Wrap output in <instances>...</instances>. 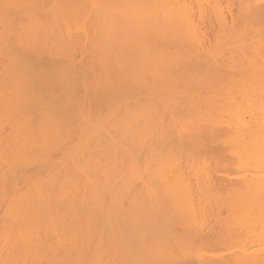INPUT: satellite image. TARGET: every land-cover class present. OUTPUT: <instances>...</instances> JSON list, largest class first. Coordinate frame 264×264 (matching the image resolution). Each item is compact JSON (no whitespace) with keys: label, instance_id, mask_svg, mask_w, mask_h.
<instances>
[{"label":"bare ground","instance_id":"6f19581e","mask_svg":"<svg viewBox=\"0 0 264 264\" xmlns=\"http://www.w3.org/2000/svg\"><path fill=\"white\" fill-rule=\"evenodd\" d=\"M0 264H264V0H0Z\"/></svg>","mask_w":264,"mask_h":264}]
</instances>
